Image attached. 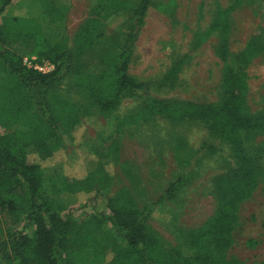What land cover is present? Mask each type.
Segmentation results:
<instances>
[{"label": "trees", "instance_id": "1", "mask_svg": "<svg viewBox=\"0 0 264 264\" xmlns=\"http://www.w3.org/2000/svg\"><path fill=\"white\" fill-rule=\"evenodd\" d=\"M12 1L1 2L0 14ZM127 1L103 0L104 9L91 15L72 46L60 29L63 16L42 5L33 13L31 6L28 15H8L0 24V65L13 77V85L3 86L4 95L10 98L2 105H13L19 122L14 131L0 135V209L23 215L21 228L8 231L0 239V264H85L81 256L86 250L103 264H246L229 255V250L239 224V208L251 198L264 174L245 154H236L233 168L212 179L214 212L200 226L179 230L183 247L166 246L148 220L152 208L174 200L193 174L176 176L155 201L139 209L126 190L113 196L105 194L112 176L102 161L80 177L60 175L56 183L43 176L39 161L26 158L28 148L39 160L51 157L57 145L58 150L63 147L62 137L69 136L80 123L81 102L59 95L65 82L73 81L72 87L105 117L112 116L123 99H137L154 84L128 73L132 50L152 0H137L134 8L125 11L130 4ZM246 1L234 0L228 8L218 7L207 29L193 36V49L212 35L219 37L215 52L224 64L219 101L147 98L118 118L117 132L125 126L148 124L157 117L172 125L200 122L238 149L250 131L264 130V113H253L246 101V68L254 57L264 54V28L260 27L242 50L233 53L229 49L232 12ZM259 12L264 20V11ZM120 16L123 19L118 29L107 35L104 26ZM14 41L32 44L33 53L18 55ZM31 55L38 62L49 61L54 70L42 74L26 68L22 58ZM184 58L172 62L156 82L158 87L174 85ZM110 140L107 149L114 153L118 141L113 136ZM185 143L182 136H176L173 151L188 158ZM59 192L85 193L103 204L101 209L94 208V214L78 220L55 210L53 197ZM259 264H264V258Z\"/></svg>", "mask_w": 264, "mask_h": 264}, {"label": "rangeland", "instance_id": "2", "mask_svg": "<svg viewBox=\"0 0 264 264\" xmlns=\"http://www.w3.org/2000/svg\"><path fill=\"white\" fill-rule=\"evenodd\" d=\"M2 1L0 0V7ZM102 2L103 0H13L11 6L0 14V24L8 15H28L31 6L33 13L36 9L41 10L42 5L63 16L60 29L72 46L77 40L78 32L91 15L104 9ZM136 2L137 0L127 1L130 4L125 11L134 8ZM233 2L234 0H152L132 50L128 73L141 82L154 84L137 99H123L117 111L112 116L105 117L81 97L78 89L72 87L73 81L65 82L60 87L59 95L72 102H81L80 123L69 136L62 137L63 147L58 150L57 145V150L51 157L39 160L28 148L26 158L29 161H39L43 176L56 183L60 175L80 177L102 161L104 169L112 176L111 185L105 190V194L113 196L126 190L133 196L139 209L155 201L176 176L193 174L189 185L174 200L152 208L148 220L166 246L183 247L179 230L194 229L213 214L216 202L212 179L233 168L236 154L249 156L261 166L264 174V130L250 131L242 146L234 149L210 133L207 126L200 122L172 125L157 117L148 124L125 126L117 132V120L147 98H175L208 103L219 101L224 66L215 52L219 37L212 35L193 49V36L207 29L218 7L228 8ZM260 10L264 11V3L248 0L232 12L229 35L231 52L242 50L251 36L260 27L264 28ZM122 19V16L110 19L104 26L105 33L108 35L118 29ZM262 35L264 36V30ZM12 45L18 55L33 53L32 44L14 41ZM184 56V63L174 85L158 87L156 82L163 77L172 62ZM7 73L0 65V135L14 131L19 123L15 107L9 104L5 108L2 105L3 100L10 98L9 95H4L3 86L13 85V77L7 76ZM246 74L247 104L253 113H264V54L254 57L246 68ZM112 136L118 141L114 153L107 149ZM176 136L185 139L188 158L184 155L177 156L173 151ZM184 158L187 160L185 165L182 161ZM91 198V195L85 193L59 192L53 197L54 208L61 213H70L78 220L85 219L96 212L94 208L101 209L103 204L99 198ZM22 218V214H11L0 209V239L8 231L21 228ZM233 237L234 244L229 255L246 264H259L263 260L264 176L251 198L241 204L239 224ZM118 242L121 243L120 238ZM81 259L85 264H103L93 257L91 250H86Z\"/></svg>", "mask_w": 264, "mask_h": 264}, {"label": "built area", "instance_id": "3", "mask_svg": "<svg viewBox=\"0 0 264 264\" xmlns=\"http://www.w3.org/2000/svg\"><path fill=\"white\" fill-rule=\"evenodd\" d=\"M22 64L42 74H48L54 70V65L52 63L46 60L38 62L35 56H24L22 58Z\"/></svg>", "mask_w": 264, "mask_h": 264}]
</instances>
